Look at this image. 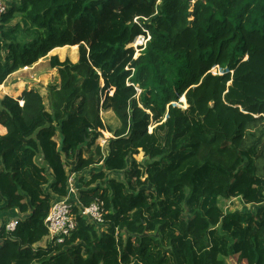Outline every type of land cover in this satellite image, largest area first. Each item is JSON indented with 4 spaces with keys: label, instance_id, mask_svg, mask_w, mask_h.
<instances>
[{
    "label": "trees",
    "instance_id": "trees-1",
    "mask_svg": "<svg viewBox=\"0 0 264 264\" xmlns=\"http://www.w3.org/2000/svg\"><path fill=\"white\" fill-rule=\"evenodd\" d=\"M10 1L0 87L55 48L77 46L78 63L52 56L43 93L0 98V211L23 216L0 228V264H264V0ZM69 167L103 230L77 216L42 248Z\"/></svg>",
    "mask_w": 264,
    "mask_h": 264
},
{
    "label": "rangeland",
    "instance_id": "rangeland-1",
    "mask_svg": "<svg viewBox=\"0 0 264 264\" xmlns=\"http://www.w3.org/2000/svg\"><path fill=\"white\" fill-rule=\"evenodd\" d=\"M191 2H193V0ZM77 48H78L77 46H74V47L73 46H64V47H61V49L55 48V49L51 50L46 55V57L39 59L37 61V63L34 64L35 66H36V64H38L37 67L32 65L31 67H24V68L16 71L14 74L10 75V77L0 87V98H2L4 95H9L13 98H17L24 88L30 89L31 87H34V88L38 89L40 91V93H43L44 89L42 87H44L46 80H47V82H51L52 77H50V76L51 75L53 76L56 73V68L51 69L49 67V58L52 57L53 54H57L54 56H57L58 60L60 62H63L64 60L67 59L71 63V65L76 66L78 63ZM211 72L218 74L219 69L217 70L216 68H213V69H211ZM24 81H26V83ZM39 82H41L42 86L38 85ZM180 102H181V100H180ZM180 104H181L182 108L186 107V104H184L183 102H181ZM102 118H103V122H105V124H107V125L113 124L112 121L115 124V121H114L115 119H114L113 115L111 116V115L102 114ZM107 122H109V123H107ZM55 140L57 142H59L60 139H59L58 134L55 136ZM97 144L99 146L101 145V139L97 140ZM107 146H108V142L104 143V145H103L104 150H106ZM136 159L138 161L142 160V154L137 156ZM68 163L70 165L72 164L69 161H68ZM94 169H96V168H94ZM68 172H72L71 167L68 168ZM89 173H90V170H85V172L82 174L84 177V181H87L88 179H90ZM78 176H80V175L76 174L75 187L81 188L82 183L81 184L79 183V181H78L79 177ZM109 176L117 177L120 180H122V178H123L122 173H112V175L109 174ZM55 201H53V202H55ZM52 203H51V205H52ZM51 205H50V207H51ZM256 208L257 207H255L253 205L244 204L242 201H240V199H231L230 201H228L225 204V209L228 212H235L236 211V212H242V213H244V212L253 213V211H255ZM8 214H15V215L23 218V216L21 214H19L17 211H3V212L0 211V228H2V226L4 227L3 221H4V219H6L8 217ZM10 220H12V219H10ZM102 227H99V230L102 231L103 230ZM41 245L42 244L40 243L39 246H41ZM223 260H224L225 264H243L242 262H239L236 257H234V258L233 257L223 258Z\"/></svg>",
    "mask_w": 264,
    "mask_h": 264
},
{
    "label": "built area",
    "instance_id": "built-area-1",
    "mask_svg": "<svg viewBox=\"0 0 264 264\" xmlns=\"http://www.w3.org/2000/svg\"><path fill=\"white\" fill-rule=\"evenodd\" d=\"M7 10V4L5 0H0V19L2 15ZM137 21V18L135 19ZM149 39L148 33L147 38L144 36H138L135 46L145 45L146 41ZM217 70L219 68L215 67ZM213 69V68H212ZM211 72V70H210ZM211 74H216L212 73ZM105 131V130H104ZM101 131L102 136L101 139V151L104 156L107 151L104 150V143L108 142V140L112 137L107 131ZM151 131V128L149 129ZM76 174L74 172L68 173L67 185L68 191L67 196L65 198H61L52 203L47 216L44 219V226L47 231V236L42 240V248H46L48 246L54 247L59 246L65 243L66 239H68L73 231L76 229L77 221L76 217L80 216L81 218H85L89 223L94 224L96 226L104 225V211L100 202L91 203L89 206H83L79 200L78 188L75 187ZM73 208H75V212H73ZM18 219H12L8 222L4 223V229L6 232H14L18 225Z\"/></svg>",
    "mask_w": 264,
    "mask_h": 264
},
{
    "label": "crops",
    "instance_id": "crops-1",
    "mask_svg": "<svg viewBox=\"0 0 264 264\" xmlns=\"http://www.w3.org/2000/svg\"><path fill=\"white\" fill-rule=\"evenodd\" d=\"M5 1H6V4H7V5L11 2L10 0H5ZM138 46L143 47L144 45H138ZM60 49H61V48H60ZM54 55H57V54H53V56H54ZM49 57H50V56H49ZM34 66H35V65H34ZM34 66H33V67H34ZM37 66H38V64H36L35 67H37ZM31 70H32V69H31ZM50 77H52L51 80H54V75H53V76L51 75ZM24 82L26 83V81H24ZM48 83H49V82H47V80H46V83H45L44 87H42V88H43V89L46 88V85H47ZM38 85H39V86H42L41 82H39ZM102 114H103V113H102ZM104 115H111V116H112L111 113H109V114H104ZM0 132L2 133L3 130L1 129ZM78 189H79V188H78ZM10 219H18V220H19V219H22V218H21L20 216L15 215V214H8V217H7L6 219H4V221H5V222H8V220H10ZM5 222H4V223H5Z\"/></svg>",
    "mask_w": 264,
    "mask_h": 264
},
{
    "label": "clouds",
    "instance_id": "clouds-1",
    "mask_svg": "<svg viewBox=\"0 0 264 264\" xmlns=\"http://www.w3.org/2000/svg\"><path fill=\"white\" fill-rule=\"evenodd\" d=\"M136 40H137V39H136ZM135 43H136V41H135ZM135 43L133 44V47H135V48H136V47H138V46H135ZM103 131H104V130H103ZM109 134H110V133H109ZM19 220H20V219H19Z\"/></svg>",
    "mask_w": 264,
    "mask_h": 264
},
{
    "label": "water",
    "instance_id": "water-1",
    "mask_svg": "<svg viewBox=\"0 0 264 264\" xmlns=\"http://www.w3.org/2000/svg\"><path fill=\"white\" fill-rule=\"evenodd\" d=\"M190 1H192V0H190ZM193 1H195V0H193Z\"/></svg>",
    "mask_w": 264,
    "mask_h": 264
},
{
    "label": "bare ground",
    "instance_id": "bare-ground-1",
    "mask_svg": "<svg viewBox=\"0 0 264 264\" xmlns=\"http://www.w3.org/2000/svg\"><path fill=\"white\" fill-rule=\"evenodd\" d=\"M66 69V68H65ZM86 119V118H85ZM89 172V171H88Z\"/></svg>",
    "mask_w": 264,
    "mask_h": 264
}]
</instances>
